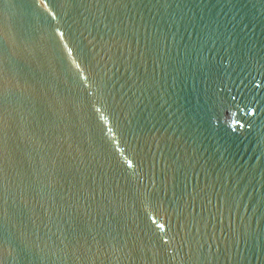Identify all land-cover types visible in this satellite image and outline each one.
Here are the masks:
<instances>
[{"label":"water","instance_id":"water-1","mask_svg":"<svg viewBox=\"0 0 264 264\" xmlns=\"http://www.w3.org/2000/svg\"><path fill=\"white\" fill-rule=\"evenodd\" d=\"M0 264H264V0H0Z\"/></svg>","mask_w":264,"mask_h":264}]
</instances>
